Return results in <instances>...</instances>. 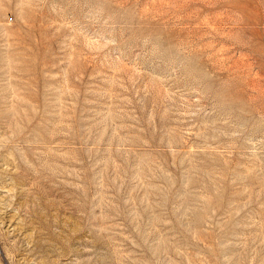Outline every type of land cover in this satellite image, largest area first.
Masks as SVG:
<instances>
[{
	"label": "rangeland",
	"instance_id": "374dc122",
	"mask_svg": "<svg viewBox=\"0 0 264 264\" xmlns=\"http://www.w3.org/2000/svg\"><path fill=\"white\" fill-rule=\"evenodd\" d=\"M0 264H264V0H0Z\"/></svg>",
	"mask_w": 264,
	"mask_h": 264
}]
</instances>
